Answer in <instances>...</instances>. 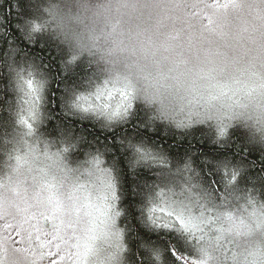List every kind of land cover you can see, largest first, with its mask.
<instances>
[{
  "label": "snow or ice",
  "instance_id": "6c2138e0",
  "mask_svg": "<svg viewBox=\"0 0 264 264\" xmlns=\"http://www.w3.org/2000/svg\"><path fill=\"white\" fill-rule=\"evenodd\" d=\"M23 2L2 0L0 10L5 4L11 7L13 3L19 6ZM28 2L35 12L37 0ZM230 2L232 0H226L223 6L227 7ZM5 19L0 11V28ZM19 31L24 39L34 43V34L42 32V25L33 16L20 25ZM0 39H4L2 32ZM8 43L9 50L0 54V105L14 114L11 123L21 126L13 142L26 143L25 136L35 137V126L51 121L57 109L63 119L60 135L54 142L36 137L37 142L44 145L39 154L48 163L39 166L37 176H33L45 194L41 196V192H37L35 198L41 199L47 210L39 217L28 213L13 225L6 221L0 204V264H5L6 245L30 257L28 264H44L45 261L48 264H64L65 261L68 264H208L206 243L215 241L217 246L222 241L232 243L229 239L232 233L248 237L259 232L264 237V202L260 204L259 213L253 211L247 218L228 210L229 207L239 208L235 202L241 199V194L250 206L255 208L256 205L252 190L241 187L249 179L248 168L255 167V163L235 159V154L231 153V136L239 132L246 146L259 143L264 151V130L257 141L255 136L249 137L239 125H234L232 117L210 110L189 113L179 119L180 113L159 109L149 114L143 104L135 102L131 89L101 79L89 65V70L83 74L76 73L73 65H84L83 60L73 56L64 62L62 70L66 75L62 77L59 72L53 74L44 57ZM53 83L62 88L54 89ZM217 87L218 95H227V84ZM216 98L211 96V99ZM137 120L138 125L133 123ZM75 121L95 122L113 137L115 144L104 143L94 152H81L85 143L91 149L92 142H86L82 135L73 132L70 124ZM156 121L168 122L178 129L191 128L192 132L182 133L185 137L203 132V128L194 125H207L211 131L204 135L203 150L194 151L188 144L182 150L178 145L172 152L156 147L155 143L150 145L137 131L141 127L151 128ZM129 124H133L132 133L121 134L119 130ZM95 142L100 144L98 138ZM209 143L211 147H207ZM117 146L127 162L126 170L110 151ZM51 147L57 150L51 152ZM81 156L84 159H80ZM35 159L34 144L25 157H15L12 172H18ZM82 169L99 181L96 185L101 192L99 206L93 205L87 197V203H78L75 193L85 187L83 183L70 187L66 200L58 194L55 173H62L65 178L75 176L78 182L84 174ZM256 179L264 188V162ZM214 184H219L222 191ZM129 195L133 199H128ZM93 208L98 216H93L90 210ZM17 211L28 212V209L18 208ZM41 220L45 222L43 225ZM52 257L58 259H50Z\"/></svg>",
  "mask_w": 264,
  "mask_h": 264
},
{
  "label": "clouds",
  "instance_id": "9594fccd",
  "mask_svg": "<svg viewBox=\"0 0 264 264\" xmlns=\"http://www.w3.org/2000/svg\"><path fill=\"white\" fill-rule=\"evenodd\" d=\"M223 4L37 0L36 13L42 32L69 58L75 56L101 79L131 89L149 114L157 109L181 115L210 110L232 117L234 125L259 141L264 130V0ZM220 84L229 86L227 95H218ZM55 174L58 194L66 200L76 178ZM37 192L45 195L25 169L0 178L6 221L16 225L28 213L39 217L46 211ZM229 239L233 242L220 246L205 244L208 264H264L259 232L248 237L232 233ZM6 247L5 264H28L30 257Z\"/></svg>",
  "mask_w": 264,
  "mask_h": 264
},
{
  "label": "trees",
  "instance_id": "16d2710c",
  "mask_svg": "<svg viewBox=\"0 0 264 264\" xmlns=\"http://www.w3.org/2000/svg\"><path fill=\"white\" fill-rule=\"evenodd\" d=\"M0 2H2V0H0ZM31 2L36 3V0H31ZM211 2L215 4H223L226 2V0H211ZM0 11H2V15L6 17V19L3 21V28H0V32L4 34V39H0V54L9 50L8 42H11L13 46H18L24 51H28L30 54H38L40 57H44V62L50 64L54 75L56 74V72H59L62 77L66 75L62 70V65L69 59V57L65 51H61V48L57 45L54 39L49 37L46 33L41 32L34 34L35 42L33 43L29 42L27 39H24L23 33L19 31L20 25L23 24L26 20L31 19L33 16L36 17V22H38L37 13L36 11L34 12L28 0H24V2L19 6H16L15 3H13L11 7L5 4L3 9ZM73 68L76 73L80 74H83L85 71L89 70L88 64L85 62L84 65L82 64L79 67L73 65ZM53 88H62V85L53 83ZM56 95L58 96L59 92H57ZM11 98L12 97H7L6 99ZM13 105H15L14 99ZM4 108H6L5 105H0V178L9 175L12 172V168L15 166V157L19 155V143L13 142V137L21 128V126L11 123V121L14 119V114L4 110ZM179 118H183V115L179 116L178 119ZM62 119V113L59 109H57L51 121H45L42 124L36 125L40 137L43 138V140L54 142L60 135V125ZM68 120H71V118H68ZM133 123L138 125L139 120L134 121ZM94 125L95 122L92 121H75L74 123L70 124V127L76 135H82L86 142H92L91 149H89L87 143H85L80 149L81 152H94L96 147H99L104 143H107L109 145L115 144V141L110 134L105 133L99 128L98 125ZM193 127L203 128V132L197 131L193 135H188L187 137H185L182 135V133L192 132L191 128L178 129L174 127V125L163 121H156V123L151 128L145 129L141 127L138 128L137 131L146 139V141L150 145L152 143H155L156 147L158 148H164L166 150L175 152L178 145L181 146L182 150L183 146L191 144L194 151L197 148L203 150V148L205 147V145L203 144L204 135L206 133H209L211 129H209L207 125H194ZM119 131L121 134H124L125 132L132 133L133 124L126 125ZM96 138H98L100 141L99 145L95 142ZM24 140L27 142V144L23 143L24 146H27L28 149L32 148L34 140L28 138L27 136H25ZM231 144V153L235 154L236 160L243 159L249 164H252L253 162L255 163V167L248 168L249 179L241 185L242 188L252 190L251 195L254 196L256 200L255 208L247 203L244 194H241V199L239 201H236L235 204L242 205V207L250 208L252 211H256L257 213H259L260 204L261 202H264V188L261 187L256 177L260 174L261 163L264 162V151H262L259 144L246 146L244 143V137L241 136L239 132L231 136ZM21 145L22 144H20V146ZM41 146L42 148L40 147L39 150L43 149L44 147L43 144H41ZM211 146L212 145L210 143L207 145V147ZM51 148L57 150L56 147ZM110 151L118 160L122 162L120 167L126 170L127 162L124 161L123 157L121 156V150L118 148V146L112 147ZM36 157L39 162H41L42 164L45 163V161L43 160V155H40L37 151ZM80 159H84V157L81 156ZM102 159H104V157H102ZM201 159H203V157H201ZM21 169L26 168L21 167ZM81 171L84 174L80 177V180L74 183L71 187H75L77 183H83L85 184V187L83 189L88 190L89 185H92L90 189L100 191L96 187V185L99 183V181L96 180V176L87 175V173L83 169ZM214 187H216L218 191H222V188L219 184H214ZM127 198L133 199L131 195H129ZM235 209V207H229L228 210L233 211ZM44 223L45 222L43 220L40 221V224L43 225ZM120 226L124 227V224L121 223ZM13 238L18 239L15 236Z\"/></svg>",
  "mask_w": 264,
  "mask_h": 264
},
{
  "label": "rangeland",
  "instance_id": "374dc122",
  "mask_svg": "<svg viewBox=\"0 0 264 264\" xmlns=\"http://www.w3.org/2000/svg\"><path fill=\"white\" fill-rule=\"evenodd\" d=\"M35 128L37 129V126H35ZM27 137L30 138V139H32V140H34V144L36 145V151L39 153V148L40 147L42 148V146H41L42 143H38L37 140H36V137H39V139L41 141H43V138L40 137V134L38 133V130L36 131V136L35 137H29V136H27ZM20 144H22V145L20 146ZM24 144H27V142L24 143ZM24 144L23 143H19V145H18V149H19L18 154L22 158L25 157V154L28 153V151H29V149L27 148V146H24ZM19 146H20V148H19ZM50 151L51 152H55L56 150H54V149L51 148ZM27 158L29 160L32 159L31 156H28ZM43 160L45 161L44 156H43ZM47 163L48 162L45 161V163H43V164H47ZM15 165H16V162H15ZM41 165H42V163L39 162L38 159H37V157H36L35 161H33L30 165H23L22 167L23 168H26L25 170H27L28 175L31 176V177H33V176H37V169ZM29 168H31V171L29 170ZM75 195L79 198V200H78V203L79 204L87 203L88 200L85 199L86 197L89 198L90 201H91V203L93 205H95V206H99L101 204V200H100L101 192L100 191H95L94 189H90V187H89L88 190L87 189H79V190H77ZM90 210L93 212V216H98L99 215L95 211V208L90 209ZM233 211L235 212V214H237V215H243L245 218H247V216H248L249 213L253 212L250 208L242 207V205H239V208H236ZM50 259H58V258L52 257ZM44 264H48V262L45 261ZM64 264H68V262L65 261Z\"/></svg>",
  "mask_w": 264,
  "mask_h": 264
}]
</instances>
